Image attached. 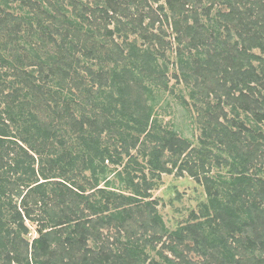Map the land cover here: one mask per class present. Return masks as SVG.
<instances>
[{
    "label": "trees",
    "instance_id": "1",
    "mask_svg": "<svg viewBox=\"0 0 264 264\" xmlns=\"http://www.w3.org/2000/svg\"><path fill=\"white\" fill-rule=\"evenodd\" d=\"M201 1L0 0V168L7 163L0 171V264H192L184 249L201 264H264V147L257 152L264 142V70L253 65L264 61L253 53L264 54V0H207L206 24L196 12ZM164 24L178 46H204L201 57L176 51L179 75L173 76L190 87L194 102L187 105L201 111V149L161 125L154 111L160 93L152 89L168 87L172 42L165 41ZM78 68L91 88L107 89L87 88ZM138 90L147 96L135 95ZM96 98L101 113L86 110ZM239 111L254 122L253 131ZM251 131L259 144L242 142ZM207 145L227 155L214 156L219 184L206 175ZM105 161L123 168L115 171ZM174 169L197 179L203 173L207 202L200 215L191 212L168 232L150 200V178ZM86 170L94 181L89 189L77 181ZM107 171H115L120 193L108 190L110 181L98 187ZM224 175L233 183L222 182ZM14 197L20 206L11 205ZM26 221L36 224L30 242ZM104 228L115 230L112 242L101 239Z\"/></svg>",
    "mask_w": 264,
    "mask_h": 264
},
{
    "label": "rangeland",
    "instance_id": "2",
    "mask_svg": "<svg viewBox=\"0 0 264 264\" xmlns=\"http://www.w3.org/2000/svg\"><path fill=\"white\" fill-rule=\"evenodd\" d=\"M81 2L87 1V0H80ZM211 3L208 2L207 0H202L200 3H198L196 12L198 14L199 17V21L200 24H206L208 19L206 18V16L201 14L202 8L204 7H208ZM191 5V4H190ZM217 5V4H216ZM218 7V6H217ZM155 8V5H154ZM131 11L133 10L132 7H130ZM215 9L216 6L213 7L212 11H211V17L213 16V14L215 13ZM226 9V8H223ZM70 10V9H69ZM194 10V9H193ZM187 16H191L190 12H187ZM47 23V22H46ZM25 28H27V30L29 32H38V30L35 27H30V26H25ZM163 30L166 31L167 33V37L165 38V41L167 42H172L170 44L171 49L166 50V57L165 60L166 62H168V70L166 71V78H167V82H168V87L167 89L162 90H157L155 91V89H152L153 92H155L154 95L159 94L160 97H156V101L158 102L156 108H155V113H158L157 119L159 120V123L161 125L167 126L169 129H173L177 132V134L188 138L192 144V146L194 147H198L201 149V143H200V137L202 134V130H201V126L200 123L198 122V114L201 112H194L193 109L191 108V106H188L187 103L192 104L194 101L190 98L189 96V92H190V87L185 85L184 83L180 82L178 83L177 80L173 77L174 75H179V70L176 67V60H177V56H176V51H179L182 54V57H190V58H194L196 56L201 57L202 53H200L202 50H204V46L203 45H198L197 47H187L184 48V44L181 45H177V43H174L173 41V36L174 34L171 31V27H169L167 24H164L163 26ZM158 28H156V25L153 28L154 32L158 33ZM223 33V31H222ZM39 34V32H38ZM205 35V33H204ZM135 36L130 37V39H133ZM116 41H119V39L115 38ZM114 39V40H115ZM236 39V38H235ZM189 41V38H186L184 40V42L186 44H188L187 42ZM37 42V41H35ZM253 53L255 54H259L262 58H264V54H261L258 50H253ZM94 62V61H93ZM96 62V61H95ZM90 62L88 61V64ZM91 64V63H90ZM260 64V65H259ZM253 62V65L255 66H262V69L264 70V61H262L261 63L259 62ZM98 67V65L96 64H92L91 68L92 70H96ZM107 67H110V65H107ZM78 74H80L81 76H83L85 78V84L87 88H90L92 91L95 90H105L107 89L105 86H102V88H100L97 84L93 85L91 88V84L88 81L87 78V72L86 70H84L83 68H78ZM7 80H13V77H9L7 78ZM52 87V86H51ZM116 91V90H115ZM5 92H9L8 90H6ZM72 93L74 91H71ZM139 93V94H138ZM138 93L135 92V95H140L141 98H143L145 92H143L142 90H138ZM76 94V93H75ZM117 94H115L116 96ZM145 96H147L145 94ZM89 102V101H88ZM187 102V103H186ZM103 103V102H102ZM102 103L100 102L99 98H96L95 100H90V104L88 105V107L86 108V110H88L89 112H102V108L101 105ZM199 103V102H197ZM41 105V103H39ZM35 105V103L32 104V106ZM200 106V105H198ZM33 109V107H31ZM204 109V107L202 108ZM34 113H37V115H39L41 118H44L45 113L38 111L37 108L33 109ZM89 114V113H87ZM51 115V114H49ZM66 115V114H63ZM78 117V116H77ZM229 117H232L231 114H229ZM60 120H64V117L61 118ZM239 120L243 121V123H245V125L250 128L252 131L253 129L251 128L253 126V121L251 120L250 117H248V115L244 112V111H239ZM219 121L224 122V120L222 118H219ZM22 126V123L20 124ZM260 128V127H259ZM262 133L264 132V126H262ZM251 131V133H244L242 135V142H250V143H254V144H259V142H261V140H253L252 137L257 138V133L253 134V132ZM256 142V143H255ZM210 149L211 152V158L208 160V164L206 165V168H209V172L206 174L207 176H209L210 178H212L216 184H219L220 182L217 180L219 177L217 176V174L219 173V169H217L216 167H214L213 165H215V155L216 154H221V156H227L225 153H221L220 151H218L217 148H215L212 145H207ZM263 147H264V142H261V145H259L257 147V152L258 154L261 153L263 151ZM31 155L32 153L29 152ZM131 154L134 156L137 153V150L135 149L134 151L131 152ZM16 156V154L14 155H10V158ZM8 159V162L11 163L13 162L12 159ZM33 158L35 159L34 161V166L35 168H37L38 164V158L37 156H33ZM128 159H126L125 157H123V164L126 163ZM196 162L197 159H195ZM212 160V161H211ZM139 161H141V159H139ZM211 161V162H210ZM143 163V160H142ZM4 166L3 168H0V171H3L6 169L7 163H3ZM104 164L113 170H117L120 171L123 168V164L122 166H114L111 165V163H109L108 161H105ZM199 164V162H198ZM253 164L258 165V162H256V160L253 161ZM115 171H107L106 174L103 175L104 179L100 180L99 182V186L101 188H104V185H107V183L105 184L106 181H110L109 182V187L108 190H112L115 192L120 193L119 191V186L121 185L119 181H116V178L114 177V173ZM225 169L222 170V173L224 174ZM114 172V173H113ZM251 172H253V169H251ZM203 173H199V178L197 179V177L195 176H191L190 174H188L187 172H184L183 175H180L178 173H176V170L174 169L172 171L171 174H162L159 177L158 176H154L153 179L150 178V180H153V185H152V189L150 191L151 194V199L150 200H155L157 202V211L162 219V222L164 223L166 229L168 230V232H172L175 231L180 225H184V223H186V221L189 218V215L191 212H195L197 214L200 215V206L202 203L207 202L206 199V195L204 192V188H203V184L201 183L204 175H202ZM226 174V173H225ZM261 176V175H260ZM147 177H151L150 175ZM231 178L229 175H224L222 176L221 180L222 182H230ZM264 179V177H263ZM42 180H40L41 182ZM77 181L78 183L82 184L85 188L89 189V183H93V177L91 175V172L86 170L83 171L82 173H79V175L77 176ZM233 183V180L231 181ZM230 184L226 187L227 189H229ZM235 187V186H233ZM88 193H91V190H87L86 191ZM4 201H2L4 203V207L2 208L4 211L8 212L9 210V205H7V201L8 198L3 197ZM224 199V198H222ZM16 204L17 206H20V199H16L15 197L13 198V202L11 203V205ZM82 207V206H81ZM86 212V211H85ZM86 214V213H85ZM26 223H28V221H26ZM29 224V234L26 235V240L27 241H31L35 235V225L36 224ZM101 234L103 236V238H101L102 240H106V238L109 237V241L112 242L116 236L115 234V230L113 229H107L104 228L101 231ZM121 242H124L125 237H122ZM164 243L166 244L167 242H169L168 239H163ZM186 244L188 245H192L190 241L186 242ZM118 246L117 243H115L113 245V247ZM161 245H159L160 248ZM87 248L94 250L93 252L96 253V251H98L97 246L94 245L93 242H91V240H89L87 242ZM160 250H162V252L164 254H166V256H168L169 258H171L172 260H174L175 262H178L177 257L173 256L171 252L160 248ZM183 250V249H182ZM185 259L189 260L192 264H201L203 259L201 257H199L197 254H195L193 251H188L187 249H184V253H183ZM151 257H154L156 259H158L159 257L157 256L156 252H151L150 253Z\"/></svg>",
    "mask_w": 264,
    "mask_h": 264
}]
</instances>
